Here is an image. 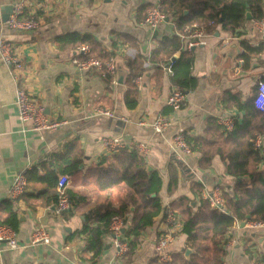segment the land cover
I'll return each mask as SVG.
<instances>
[{"label": "crops", "instance_id": "1", "mask_svg": "<svg viewBox=\"0 0 264 264\" xmlns=\"http://www.w3.org/2000/svg\"><path fill=\"white\" fill-rule=\"evenodd\" d=\"M17 1L0 0V38L10 39L21 56L25 65L21 75L32 98L44 106L49 118L68 123L57 130H37L32 122L22 123L16 104V83L0 59V223L16 230L19 243L14 249L0 244V264H154L157 257L160 259L155 242L167 228L164 211L142 233L134 251L126 254L117 253L110 231L101 235L100 249L95 248L92 231H82L86 224L90 229L105 226L100 216L119 208L126 193L123 185L101 189L96 177L88 173L91 166L115 153L105 148L102 139L120 136L129 144L128 149L138 142L149 144V155L143 157L148 169L159 171L163 177V207H173L172 202L185 196L193 200V206L201 201L207 204L202 193L216 185L232 191L236 179L227 173L225 160L218 155L210 167L202 168L200 152L194 150L179 157L172 140L180 127L188 136L204 134L210 118L217 119L225 134L230 132L220 124L219 117L243 120L245 110L229 99V93L240 104L256 98L258 82L264 80V50L252 53L249 62L243 54L245 44L264 45V31L255 26L254 19H247L234 32L220 26L216 32L204 30L205 43L190 49L189 74L175 85L167 67L186 50V39L180 38L183 31L173 15L156 29L144 24L151 1L24 0L26 15L40 22V27L32 31L11 29L5 24L6 6H14ZM73 33L91 34L100 42L103 52L115 56L117 68L111 75L112 81L100 70L83 71L77 67L74 58L79 45L65 46L66 38ZM175 36L181 39V50L172 57L162 55L159 62L151 61L159 42ZM138 56L145 59L144 69L135 79L138 104L128 108L124 101L126 80L130 61ZM173 88L187 91L186 105L179 111H172L167 104ZM97 109L111 110L121 118L97 115ZM160 115L174 120L172 127L162 134L138 124L152 122ZM72 144H78L84 156L80 168L69 173L67 168L72 160L68 153ZM171 164L180 174L173 194L168 192ZM259 169L264 170V161ZM31 170L43 178L28 180L26 192L11 199L15 175L22 171L28 175ZM62 176H68L67 192L74 200L70 210L58 215L57 186ZM127 215L130 217L131 213ZM241 222H235L224 237V264H264V227H241ZM40 226L49 233V244L33 241ZM186 246L187 235L179 232L164 261L173 253L184 252Z\"/></svg>", "mask_w": 264, "mask_h": 264}, {"label": "trees", "instance_id": "2", "mask_svg": "<svg viewBox=\"0 0 264 264\" xmlns=\"http://www.w3.org/2000/svg\"><path fill=\"white\" fill-rule=\"evenodd\" d=\"M147 7V6H146ZM160 8L168 16L176 17V23L181 31L187 26L203 28L207 32L222 30L234 32L247 20L248 12L252 19L264 18V0H161ZM89 44L90 55L106 59L109 53L103 52L101 44L91 34L73 33L66 38L65 46L76 48L78 45ZM182 47L181 39L165 37L153 50L151 61L159 62L162 55L172 57ZM264 50V45L251 47L245 44V61L249 62L252 53ZM191 50H182L179 59L171 61L172 80L175 85L189 74L192 65ZM144 57L138 56L131 63L129 76L126 80L127 89L124 93L125 105L134 108L138 104V86L135 79L144 69ZM181 68L179 69V66ZM264 79V78H263ZM112 81V76L108 75ZM264 81V80H263ZM229 99L245 110V116L240 122L235 121L234 129L225 134L216 118H210L202 135L188 136L187 141L193 149L200 152L199 165L202 168L211 166L216 156L226 161V171L235 177L232 191L223 189L225 211L212 208L201 201L193 206L190 197H183L172 202L175 209L181 212L184 220L183 232L187 235V246L184 252L171 255L167 261L154 264H224V237L235 222L243 221L251 214L252 220L264 221V170L259 169L262 156L254 148L253 139L257 133L264 136V111L255 107L254 101L240 104L234 94L229 93ZM68 157L72 164L68 172H76L83 163V150L78 144H72ZM88 173L96 177V183L101 189H110L123 185L126 193L119 208L106 212L100 218L105 226H95L90 229L86 224L82 231H92L95 248H101V235L109 231V224L115 214L125 218L126 236L129 241V251L133 252L141 240L142 233L154 224L155 218L164 211L160 190L163 177L156 170H149L145 158L136 149L123 148L112 156L104 157L99 164L88 169ZM179 170L174 165L169 166V194H173L179 185ZM43 177L36 172H28L29 181H38ZM246 178H249L247 180ZM71 201L73 195H69ZM127 213H131L128 217ZM14 216V214H12ZM90 219V217H89ZM99 241V242H97ZM191 248L190 258L185 256Z\"/></svg>", "mask_w": 264, "mask_h": 264}, {"label": "built area", "instance_id": "3", "mask_svg": "<svg viewBox=\"0 0 264 264\" xmlns=\"http://www.w3.org/2000/svg\"><path fill=\"white\" fill-rule=\"evenodd\" d=\"M152 3L147 9L146 15L143 19L144 24L156 29L165 22L168 18V13L164 12L160 8L159 0H149ZM255 26L264 31V18L254 19ZM5 24L11 29L32 31L40 27V22L34 17L26 15L25 1L19 0L13 6L8 20ZM205 31L200 27L184 28L180 38L186 39L185 48L190 50L197 45L205 43L204 40ZM78 56L74 58V63L80 70H100L106 75H114L116 73V59L115 56L110 55L106 59H101L96 56L90 55L91 47L88 44H82L77 47ZM0 59L10 70L14 82L16 83V104L18 107L19 119L22 123L32 122L33 127L37 130H57L66 123L67 120L57 119L53 120L49 118L45 112L43 105L38 104L35 99L32 98L26 84V80L21 75V71L24 70L25 65L21 56L16 52L15 46L10 39L5 37L0 38ZM168 71L172 73V64L167 67ZM140 80V77L137 81ZM187 91L182 88H173L167 98V104L172 108V111H179L186 105ZM255 107L264 111V81L260 80L257 86V96L254 99ZM97 115H105L111 118H121L113 111L108 109H97ZM125 121H132L129 118H123ZM219 122L224 126L226 131L231 132L234 128L235 121L232 117L225 116L219 117ZM139 125H147L151 127L156 133L162 134L172 127L174 124L173 118L167 115H160L152 122L139 121ZM103 145L109 152H116L120 149L130 147L125 143L120 136H105L102 139ZM254 148L258 150L264 161V136L257 133L253 139ZM130 149H136L142 156L149 155L150 146L145 142H138L136 145H132ZM172 147L179 157L191 154L194 149L192 145L187 141L186 131L183 127H180L172 140ZM31 167V166H30ZM27 171L19 172L15 175L13 184L10 188V198L17 199L26 192L28 185ZM69 185L68 176H62L58 180L57 192L58 200L55 212L58 215L63 214L72 207V201L67 192ZM202 200L209 204L212 208L225 211V197L223 195V188L219 185L206 190L202 193ZM165 222L167 228L161 232L155 242V249L160 255L161 260H166L168 257V249L174 243L176 235L183 231L184 220L181 214L172 206L168 205L164 208ZM250 227H264V221L249 220L246 224ZM127 225L125 218L119 215L112 217L109 224V231L113 235V243L118 254H126L129 251V241L126 236ZM50 235L43 227H38L33 235V241L50 243ZM4 243L6 248L14 249L19 247L17 233L12 227L7 224L0 223V244Z\"/></svg>", "mask_w": 264, "mask_h": 264}, {"label": "water", "instance_id": "4", "mask_svg": "<svg viewBox=\"0 0 264 264\" xmlns=\"http://www.w3.org/2000/svg\"><path fill=\"white\" fill-rule=\"evenodd\" d=\"M12 11H13V5L6 6L5 14L3 16V20L4 21L8 20V18H9V16H10V14H11ZM168 19L169 18H167V20ZM247 19H252V15H251L250 12H248V14H247ZM250 219H251V214H248L247 215V218L241 222L240 226L241 227H244ZM191 252H192L191 248L187 249L186 256L189 257V255H190Z\"/></svg>", "mask_w": 264, "mask_h": 264}]
</instances>
